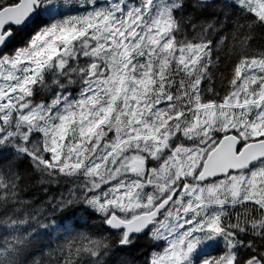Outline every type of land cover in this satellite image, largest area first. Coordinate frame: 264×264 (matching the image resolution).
<instances>
[{"label": "snow or ice", "instance_id": "obj_1", "mask_svg": "<svg viewBox=\"0 0 264 264\" xmlns=\"http://www.w3.org/2000/svg\"><path fill=\"white\" fill-rule=\"evenodd\" d=\"M0 264H264V0H0Z\"/></svg>", "mask_w": 264, "mask_h": 264}]
</instances>
